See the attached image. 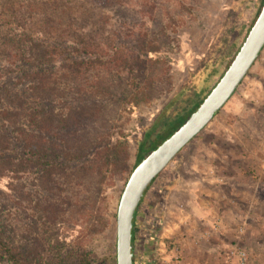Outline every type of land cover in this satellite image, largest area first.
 I'll return each mask as SVG.
<instances>
[{
  "label": "trees",
  "instance_id": "16d2710c",
  "mask_svg": "<svg viewBox=\"0 0 264 264\" xmlns=\"http://www.w3.org/2000/svg\"><path fill=\"white\" fill-rule=\"evenodd\" d=\"M83 3L0 0V184L8 180L11 192L8 196L0 190V199L28 210L33 221L21 227L22 245L0 231V253L11 264H92L80 245L65 256L51 248L45 257V233L64 222L82 229L97 221L89 234L105 230L97 206L104 188L117 180L126 183L134 168L206 98L163 121L165 129H156L139 144L137 162L130 165L127 135L115 131L111 119L118 110L132 115L172 90L170 57L163 53L170 45L169 26L165 32L161 28V39L153 38L142 17H152L157 2L141 0L138 20L106 33L107 18L101 27L88 25L93 28L88 31L69 23ZM95 3L103 17L109 7L126 6L123 0ZM143 200L133 220V250Z\"/></svg>",
  "mask_w": 264,
  "mask_h": 264
},
{
  "label": "rangeland",
  "instance_id": "374dc122",
  "mask_svg": "<svg viewBox=\"0 0 264 264\" xmlns=\"http://www.w3.org/2000/svg\"><path fill=\"white\" fill-rule=\"evenodd\" d=\"M83 1L69 21L81 29L101 27L108 18L105 32L111 33L140 18L141 0H123L126 6L109 7L106 17L94 6L97 0ZM156 2L157 12L142 23L156 39L169 26L170 45L163 53L170 57L172 90L132 115L113 114L111 125L127 135L130 165L137 162L139 144L165 129L163 121L176 119L215 87L262 7L261 0ZM8 182L0 190L9 196ZM126 183L115 181L97 198L105 230L89 234L97 221L83 230L60 223L45 233L42 254L48 257L55 248L65 256L80 245L92 264H117L115 217ZM4 204L2 197L0 231L25 244L21 227L33 225L31 212ZM136 237L134 264H264V49L228 103L154 181L141 205ZM0 264L11 263L0 253Z\"/></svg>",
  "mask_w": 264,
  "mask_h": 264
},
{
  "label": "water",
  "instance_id": "95a60500",
  "mask_svg": "<svg viewBox=\"0 0 264 264\" xmlns=\"http://www.w3.org/2000/svg\"><path fill=\"white\" fill-rule=\"evenodd\" d=\"M264 49V5L229 67L190 118L132 171L120 198L117 264H133V220L148 187L228 103Z\"/></svg>",
  "mask_w": 264,
  "mask_h": 264
},
{
  "label": "built area",
  "instance_id": "2783aa9c",
  "mask_svg": "<svg viewBox=\"0 0 264 264\" xmlns=\"http://www.w3.org/2000/svg\"><path fill=\"white\" fill-rule=\"evenodd\" d=\"M240 264H243V263H240Z\"/></svg>",
  "mask_w": 264,
  "mask_h": 264
}]
</instances>
